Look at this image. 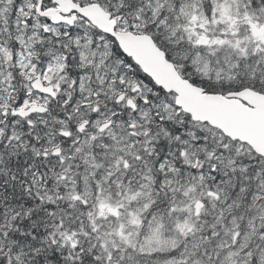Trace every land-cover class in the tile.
I'll return each instance as SVG.
<instances>
[{"label":"snow or ice","instance_id":"obj_1","mask_svg":"<svg viewBox=\"0 0 264 264\" xmlns=\"http://www.w3.org/2000/svg\"><path fill=\"white\" fill-rule=\"evenodd\" d=\"M0 264H264V0H0Z\"/></svg>","mask_w":264,"mask_h":264}]
</instances>
